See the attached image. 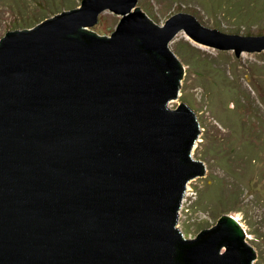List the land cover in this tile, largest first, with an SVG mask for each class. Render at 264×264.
<instances>
[{
	"label": "water",
	"instance_id": "water-1",
	"mask_svg": "<svg viewBox=\"0 0 264 264\" xmlns=\"http://www.w3.org/2000/svg\"><path fill=\"white\" fill-rule=\"evenodd\" d=\"M138 1L82 0L0 39V264H256L238 213L181 228L209 159L194 154L204 105L171 100L190 70L180 31L237 56L264 33ZM107 9L122 18L102 36Z\"/></svg>",
	"mask_w": 264,
	"mask_h": 264
},
{
	"label": "rangeland",
	"instance_id": "rangeland-1",
	"mask_svg": "<svg viewBox=\"0 0 264 264\" xmlns=\"http://www.w3.org/2000/svg\"><path fill=\"white\" fill-rule=\"evenodd\" d=\"M81 5L82 0H0V39L11 28L34 27L54 14ZM137 6L148 7L164 22L184 7L204 8L194 0H139ZM204 11L226 28L230 24V31H239L240 24H234L227 16L221 14V17H214L213 14L206 12V8ZM258 17L245 19L241 31L261 28L263 34L264 13ZM121 18L122 16L107 9L100 14L99 22L90 29L99 35L110 36ZM174 40L177 49L185 53L186 49L183 47L191 48L207 63L203 68L199 66L196 68V65L190 63V70H184L186 81H181L184 93L171 100L172 104L186 103L189 97L204 105L203 130L194 154L209 159V163L204 175L190 180L191 188L183 205L184 218L179 219L181 228H187V236H190L200 233L210 224L218 223L221 216H216L215 205L212 203L219 201L221 192L231 188L230 183L236 182L221 165L223 159L210 155L207 149L216 142L215 140L219 145L226 147L230 129L222 128L220 123L226 125V122L234 121L236 117L248 116L251 109L258 106L264 109V99L257 87L259 84L264 86V50H244L237 56L234 48L221 49L200 43L184 30L180 31ZM185 54L189 56L190 53ZM238 167L241 177L250 181L251 188L242 190L235 205L237 210L225 213L239 214L247 231V238L259 244L260 251L264 249V173L260 176L250 170L244 171L243 162H240ZM238 167L236 165V168ZM216 176L223 178L225 187L218 189L211 184L212 181L209 180ZM254 191L261 194H252ZM204 195H208L211 202H206Z\"/></svg>",
	"mask_w": 264,
	"mask_h": 264
},
{
	"label": "trees",
	"instance_id": "trees-1",
	"mask_svg": "<svg viewBox=\"0 0 264 264\" xmlns=\"http://www.w3.org/2000/svg\"><path fill=\"white\" fill-rule=\"evenodd\" d=\"M194 1L203 6L204 9L206 8V12L213 14L214 17H221V14H223V16L231 19L234 24H240L241 26L245 19H258V16L264 13V0ZM183 49L185 53H190L189 59L193 66L196 65V68L198 66L202 68L207 66L206 60L198 52L191 48L183 47ZM179 53L184 56V52ZM257 87L264 99V86L259 84ZM220 124L222 128L230 129V138L226 141V147L219 145L217 140H215L216 142L208 147L207 153L222 158L221 165L231 178H235L236 182L230 183L231 188L226 192L223 189L224 192H221L219 201L212 203L215 205L214 212L218 217H222L227 211L237 210L238 208L235 205L238 197L242 194V190L251 188L250 181L240 175V168L238 167L240 162L244 164V171L250 170L255 172V174H260V176L264 173V109L258 106L256 109H251L248 116L236 117V120L226 122V125ZM236 165L238 168H236ZM209 181H212L211 184L218 189L225 187V182L221 177H212ZM252 194L258 195L261 193L254 191ZM204 199L206 202H211L208 195H204ZM198 206L201 207L200 205ZM256 264H264V249L259 251Z\"/></svg>",
	"mask_w": 264,
	"mask_h": 264
},
{
	"label": "bare ground",
	"instance_id": "bare-ground-1",
	"mask_svg": "<svg viewBox=\"0 0 264 264\" xmlns=\"http://www.w3.org/2000/svg\"><path fill=\"white\" fill-rule=\"evenodd\" d=\"M261 64V63H260ZM255 65V64H254ZM245 232H246V234H247V231H246V229H245Z\"/></svg>",
	"mask_w": 264,
	"mask_h": 264
}]
</instances>
